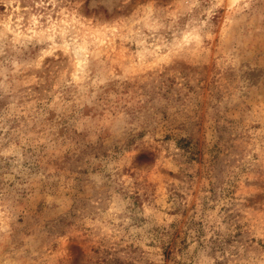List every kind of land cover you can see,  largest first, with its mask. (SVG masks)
<instances>
[{
	"label": "rangeland",
	"instance_id": "1",
	"mask_svg": "<svg viewBox=\"0 0 264 264\" xmlns=\"http://www.w3.org/2000/svg\"><path fill=\"white\" fill-rule=\"evenodd\" d=\"M0 264H264V0H0Z\"/></svg>",
	"mask_w": 264,
	"mask_h": 264
}]
</instances>
